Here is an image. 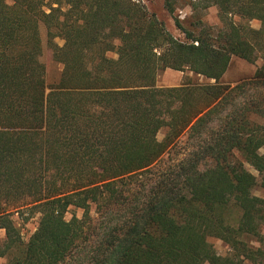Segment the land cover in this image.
Listing matches in <instances>:
<instances>
[{
  "label": "trees",
  "instance_id": "1",
  "mask_svg": "<svg viewBox=\"0 0 264 264\" xmlns=\"http://www.w3.org/2000/svg\"><path fill=\"white\" fill-rule=\"evenodd\" d=\"M178 1L165 0L171 15ZM194 4L218 9L217 39L206 27L175 38L134 0H0L8 264L264 263L253 244L264 239V198L254 194L264 188V125L253 120H264V65L234 87L221 82L233 56L263 58L264 0ZM41 25L62 66L52 84ZM167 69L214 83L160 88ZM74 209L83 216L68 220ZM27 213L40 219L25 241L14 216Z\"/></svg>",
  "mask_w": 264,
  "mask_h": 264
},
{
  "label": "rangeland",
  "instance_id": "2",
  "mask_svg": "<svg viewBox=\"0 0 264 264\" xmlns=\"http://www.w3.org/2000/svg\"><path fill=\"white\" fill-rule=\"evenodd\" d=\"M135 2L141 4L146 8L149 14L155 15L160 21L165 24V27L169 34H172L175 38L186 41V35L184 33V29L189 31H194L195 34L199 33L200 30L204 27L208 28V31L213 36V38L217 39L220 31L223 29L224 25L221 21L218 13V9L216 7H210L208 9H204L202 7L195 6L197 0H179L178 7L175 11L174 15H171L165 9V0H134ZM176 19L182 22V28L179 27L176 23ZM238 22L239 18H235ZM250 26L254 29L261 28V22L252 21L250 22ZM47 29L44 25H41V37L44 46V55L42 57L43 62L47 67V80L49 84L55 83L62 71V66L56 63L53 60V51L51 47L48 46V35ZM55 42L62 46L64 41L60 38H57ZM117 46L119 42L115 43ZM263 58H260L255 64L249 63L240 57L233 56L230 66L222 76L221 82L227 85L235 86L241 84L244 81H248L253 78L257 68L262 67L264 65V54H262ZM108 57L112 59H118V54L116 51H111L108 53ZM157 86L160 88H169V87H179L181 86L188 78H191L193 81L201 84L205 83H214V81H210L201 76H196L190 71L180 72L172 69H167L158 75ZM256 122L264 125L263 118L254 117ZM167 130L163 129L159 135V140H163L165 138ZM186 138H183V143ZM181 151V150H180ZM183 152V150L181 151ZM184 153V152H183ZM261 153L264 154V148L261 150ZM175 156V155H173ZM177 158V157H174ZM248 170L252 173L258 175V173L250 166H247ZM254 194L258 197L264 198V188L257 187L254 190ZM94 211V210H93ZM75 213L79 218L83 216L82 210H72L70 214L67 215V219L70 220L72 214ZM40 215L39 214H25V215H16L14 216L15 223L19 230L21 231V235L25 241H28L32 234L36 231L39 224ZM262 235L264 238V228L262 229ZM6 237L5 230L0 229V241H3ZM210 243L216 250V252L221 256H226L231 253V249L224 241L217 238H210ZM254 246L262 247L264 249V239L259 244L257 242H253ZM9 259L6 257H0V264H8ZM252 264V263H247ZM264 264V263H263Z\"/></svg>",
  "mask_w": 264,
  "mask_h": 264
},
{
  "label": "crops",
  "instance_id": "3",
  "mask_svg": "<svg viewBox=\"0 0 264 264\" xmlns=\"http://www.w3.org/2000/svg\"><path fill=\"white\" fill-rule=\"evenodd\" d=\"M258 69V68H257ZM257 71V70H256ZM256 73V72H255Z\"/></svg>",
  "mask_w": 264,
  "mask_h": 264
}]
</instances>
